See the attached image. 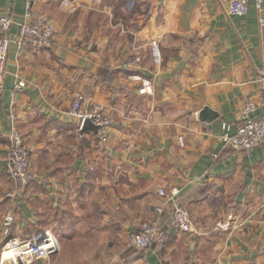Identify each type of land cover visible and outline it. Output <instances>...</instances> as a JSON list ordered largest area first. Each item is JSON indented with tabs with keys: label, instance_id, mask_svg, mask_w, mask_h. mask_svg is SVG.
I'll use <instances>...</instances> for the list:
<instances>
[{
	"label": "crops",
	"instance_id": "crops-1",
	"mask_svg": "<svg viewBox=\"0 0 264 264\" xmlns=\"http://www.w3.org/2000/svg\"><path fill=\"white\" fill-rule=\"evenodd\" d=\"M71 5L0 0V16L14 22L0 90V248L12 214L10 234H60L52 264H264V142L244 151L221 138L236 131L245 101L259 99L264 25L254 1L242 15L224 0ZM30 8L53 21L55 37L20 49ZM135 74L151 80V93ZM77 91L85 108L100 103L110 114L107 140L69 113ZM204 106L217 117L202 120ZM14 126L36 173L23 190L5 171ZM178 206L189 212L184 225L173 218ZM157 216L166 247L128 246L127 234Z\"/></svg>",
	"mask_w": 264,
	"mask_h": 264
},
{
	"label": "built area",
	"instance_id": "built-area-1",
	"mask_svg": "<svg viewBox=\"0 0 264 264\" xmlns=\"http://www.w3.org/2000/svg\"><path fill=\"white\" fill-rule=\"evenodd\" d=\"M35 0H27L30 3ZM47 1V0H38ZM74 0H62L63 5H68L73 11ZM228 12L242 15L248 12L251 0H224ZM260 12V23L264 25V0H253ZM10 16H0V90L3 88L4 73L10 42V32L13 25ZM55 37V26L53 21L43 13L28 9L24 20L19 23L15 41L20 49L31 47L38 49L49 45ZM153 61L161 62V46L157 39L150 42ZM138 60L135 61L137 63ZM130 64L135 65L134 61ZM141 81L140 92L151 93L153 84L150 79L141 74L133 75ZM259 99L249 97L241 109V122L235 132L226 131L221 135L226 145H231L244 151L264 142V66L261 68L259 77ZM18 84L16 87L20 88ZM86 96L82 91H77L71 103L69 113L75 116L82 127L84 121L89 118L95 124L100 125V136L107 140L112 118L105 107L95 103L91 108H85ZM6 174L16 184L17 190H23L35 178L36 173L32 167V152L26 134L19 127L14 126L10 133V145L6 159ZM160 194H165L164 188L159 189ZM158 213L163 212L162 206H157ZM189 217L187 209L176 207L174 220L184 225V218ZM232 217V216H231ZM14 220L12 214L5 217V241L0 248V264H34L38 259H43L44 264H52V256L61 249L58 236L50 229H41L28 236L10 234V224ZM230 221L219 222L218 226L228 227ZM169 238L168 230L160 222L159 216L143 222L137 231H131L126 236L128 246L144 249L152 244L158 248L166 247Z\"/></svg>",
	"mask_w": 264,
	"mask_h": 264
},
{
	"label": "water",
	"instance_id": "water-1",
	"mask_svg": "<svg viewBox=\"0 0 264 264\" xmlns=\"http://www.w3.org/2000/svg\"><path fill=\"white\" fill-rule=\"evenodd\" d=\"M217 115H218V113L216 111L212 110L209 106H204V108H202V110L200 111V118L202 120H205V121H211L214 118H216ZM99 129H100V125L95 124L89 118H87L84 121V123H83V125L81 127V131L82 132H85V131H88V130H92L95 133H98L99 132Z\"/></svg>",
	"mask_w": 264,
	"mask_h": 264
},
{
	"label": "rangeland",
	"instance_id": "rangeland-1",
	"mask_svg": "<svg viewBox=\"0 0 264 264\" xmlns=\"http://www.w3.org/2000/svg\"><path fill=\"white\" fill-rule=\"evenodd\" d=\"M33 233H35V232H34V230H30V231H28V232H27V235H31V234H33ZM57 235H59V236H60V234H59V233H57Z\"/></svg>",
	"mask_w": 264,
	"mask_h": 264
}]
</instances>
